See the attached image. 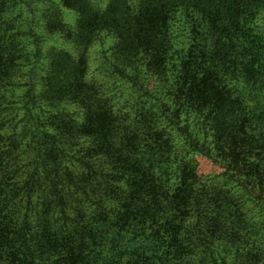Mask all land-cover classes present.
Masks as SVG:
<instances>
[{
    "label": "trees",
    "instance_id": "obj_1",
    "mask_svg": "<svg viewBox=\"0 0 264 264\" xmlns=\"http://www.w3.org/2000/svg\"><path fill=\"white\" fill-rule=\"evenodd\" d=\"M0 264H264V0H0Z\"/></svg>",
    "mask_w": 264,
    "mask_h": 264
}]
</instances>
